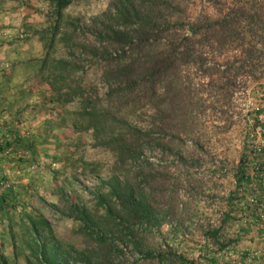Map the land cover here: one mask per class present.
<instances>
[{"label":"trees","instance_id":"trees-1","mask_svg":"<svg viewBox=\"0 0 264 264\" xmlns=\"http://www.w3.org/2000/svg\"><path fill=\"white\" fill-rule=\"evenodd\" d=\"M44 1L49 4L46 22L30 27L43 53L29 88H42V102H48L58 113L67 102L76 100L78 127L90 129L96 142L111 152L116 168L137 157L142 147L140 139H149L157 131L152 121L143 129L131 124L126 118L128 111L149 107L152 115L158 114L161 127L172 125L169 119L174 115L172 126L183 133L190 131L193 101L182 74L185 67L192 65L207 79L209 88L203 89L212 101H228L236 78L254 77L255 69L263 64L264 0H228L223 6L219 0H209L212 10L204 8L190 16L181 5L183 0H108L91 19L96 40L90 44L74 39L83 21L64 12L71 0ZM56 43L62 47L58 55H54ZM225 51L230 54L223 56ZM79 52L91 56L87 63L90 69L95 61L93 71L104 86L102 96L94 82L85 80L84 61L75 57ZM121 108L124 112L115 115ZM75 121L73 125L77 126ZM256 122L254 116L253 126ZM249 134L244 135L238 157L230 167L231 188L221 198L224 204L218 207L217 218L206 217L197 224L195 251L181 238L193 233L192 212L185 207L188 219L184 222L171 206L173 194L167 206H149L138 192L141 180L131 182L119 178L117 172L102 181L106 191L95 193L96 201L105 205L104 217L112 221L111 229L117 236L91 230L92 234L99 242L106 243L111 237L130 243L136 251L134 263L139 258L148 264H232L237 256L233 247L241 234L251 230L264 234V221L257 215L258 206L264 208V152L256 149ZM177 157L185 171L199 163L197 158ZM249 195L256 201L249 203ZM236 215L239 224L229 234L226 224ZM172 220L175 226L161 232L156 245L144 243L138 234L142 227L149 229L150 225ZM49 247L41 254L31 249L33 260L25 264H68L65 257H57L54 246ZM238 256L242 261L245 251ZM105 260L109 259L105 256ZM0 264L9 263L0 256Z\"/></svg>","mask_w":264,"mask_h":264},{"label":"rangeland","instance_id":"rangeland-1","mask_svg":"<svg viewBox=\"0 0 264 264\" xmlns=\"http://www.w3.org/2000/svg\"><path fill=\"white\" fill-rule=\"evenodd\" d=\"M6 1L4 8L0 7V29L17 28L16 39L27 37L30 27L46 22L45 13L49 8L46 1ZM219 1L223 6L228 0ZM107 2L71 0L64 12L80 16L83 21L74 33V39L88 44L94 41L91 19L105 8ZM182 2L188 16L202 12L204 8L212 10L208 7L209 0ZM19 6H23L25 11ZM18 33L22 34L19 36ZM54 50V55L62 53L61 44L56 43ZM228 54L225 51L223 56ZM77 56L84 61L85 80L94 82L98 95L102 96L104 86L97 72L93 71L95 61L93 69H90L87 63L91 56L84 57L80 52L75 53ZM262 63L255 69L254 77L236 78L228 101H212L203 89L209 88L207 79L196 73L192 65L185 67L182 74L189 84L193 101L189 110L190 131L183 133L172 126L176 122L174 115L169 119L172 125L161 127L158 114L152 115L149 107L128 111L126 118L131 124L143 129L152 121L157 131L154 130L149 139H140L142 147L137 157L118 168L114 167L111 152L96 142L90 129L78 127V121H75L76 100L67 102L58 113L49 107L48 102H42V88H29L32 80L27 82L24 89L34 92L30 102L38 104L41 114L38 113L37 118L27 115L25 126L20 127L16 134L19 142L14 156L24 175L23 179L17 178L22 182L23 193L20 191L14 199L6 192L7 199L0 206V256H4L9 264H25L26 260H33L31 249L36 248L35 252L41 254L51 249V245L57 257H65L68 264H148L139 258L134 263L136 251L127 241L110 237L104 243L92 234L95 231L117 236L115 229H111L114 226L112 221L104 217L105 205L99 204L95 198V193L107 190L102 181H106L113 172L131 182L140 179L138 192L149 206L161 209L167 206L173 194L175 200L171 206H175L176 214L184 218V222L188 219L185 207L189 213L192 212L193 233L181 235V238L191 251H195L197 224L205 221L206 217L211 220L217 218L218 207L224 204L221 198L231 188L230 167L238 157L241 141L246 133H250L252 140L255 138L253 117L260 111L264 113V59ZM1 68L9 69V63ZM123 112V108L117 109L115 115ZM74 121L77 126L73 125ZM178 155L189 160L197 158L199 163L185 171ZM238 217L236 215L226 224L227 233L236 231ZM170 226H175L173 220L172 223L162 221L158 226L150 225L149 229L142 227L138 234L144 238V243L152 246L160 241L161 232ZM251 231L241 234L234 250H239L247 241L251 242ZM243 240H247L246 243ZM105 256L109 260H105ZM261 261L263 259L260 258L257 263L261 264Z\"/></svg>","mask_w":264,"mask_h":264},{"label":"crops","instance_id":"crops-1","mask_svg":"<svg viewBox=\"0 0 264 264\" xmlns=\"http://www.w3.org/2000/svg\"><path fill=\"white\" fill-rule=\"evenodd\" d=\"M19 1L16 0L15 2ZM5 3L8 2L0 0V7L4 8ZM18 8L24 9L23 6ZM16 30L17 28L14 27L0 29V206H3V202L6 201V195L10 198L14 196L15 199L20 191L21 194L23 193L20 187L22 182H18L17 180L20 179L17 178L23 179L24 175L20 169L21 166L18 165L17 158L14 156L19 142L16 134L20 131V127L25 126L27 115L37 118L38 113L41 114L37 107L38 104L30 102L34 92H26L24 85L32 80L30 76L38 65L42 46L31 30L28 31L27 37L20 39L15 38ZM21 34L18 33L19 36ZM8 63L9 69L1 68ZM27 70L31 74H27L29 73ZM4 140H7V143ZM42 141H40V145ZM250 235L252 236L251 242L243 240L247 243L240 246L239 250L236 249L234 255H239L241 251H245L246 254L249 250L256 248L260 251L261 259H263L261 264H264V234L258 235L256 231H251Z\"/></svg>","mask_w":264,"mask_h":264},{"label":"built area","instance_id":"built-area-1","mask_svg":"<svg viewBox=\"0 0 264 264\" xmlns=\"http://www.w3.org/2000/svg\"><path fill=\"white\" fill-rule=\"evenodd\" d=\"M256 119L257 122L253 126V131L255 133V138L253 139L254 146H256V149H263L264 152V113L263 112H258L256 114ZM264 159V155L262 157ZM264 176V174L262 175ZM248 202L252 203L255 202V196L254 195H249L247 197ZM261 206H258L257 209V215L259 219L264 221V208H260ZM240 257L237 255L235 257V260H233L232 264H258L257 262L261 258L260 251L256 248H253L249 250L248 253L245 254L244 259L241 261L239 259Z\"/></svg>","mask_w":264,"mask_h":264}]
</instances>
